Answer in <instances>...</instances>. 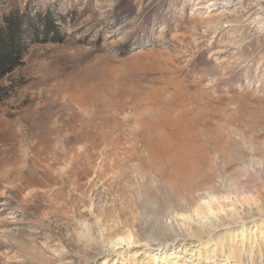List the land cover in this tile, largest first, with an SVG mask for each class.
<instances>
[{
  "label": "rangeland",
  "instance_id": "374dc122",
  "mask_svg": "<svg viewBox=\"0 0 264 264\" xmlns=\"http://www.w3.org/2000/svg\"><path fill=\"white\" fill-rule=\"evenodd\" d=\"M15 24L0 264H264V0H0V29ZM188 124L240 149L206 168L213 203L244 217L225 229L148 159Z\"/></svg>",
  "mask_w": 264,
  "mask_h": 264
},
{
  "label": "bare ground",
  "instance_id": "6f19581e",
  "mask_svg": "<svg viewBox=\"0 0 264 264\" xmlns=\"http://www.w3.org/2000/svg\"><path fill=\"white\" fill-rule=\"evenodd\" d=\"M118 41H122V40L118 39ZM192 126H195V124L193 125L188 124L185 128L180 129L178 133H175L176 131L170 129V131L173 130V132L166 133V137L160 139L158 143L153 144L151 147L149 144L145 145V148L149 152L148 159L154 157L164 160L165 158L168 157L167 160H170L169 161L171 163L170 166L176 165L172 168L178 175V178L179 175L181 177L179 178L178 181L183 184L181 185L183 191H186L187 193H193L194 190L197 191L200 189L204 190L203 192H201V194H199L200 206L197 210L194 211L195 216L199 219V222L204 226H208L207 228H210L209 229L210 231L220 227H223L222 229H225L227 227L226 225L237 223L239 222L240 219L244 217L243 216L239 217L236 215V213L238 212V208L231 203L228 205L221 204V202H218L217 203L218 205L213 203L212 198L209 197L211 192H208L204 188V185L210 183L213 179V174L210 173V171H207L208 169L207 167L213 165L210 155L216 150L220 151L222 154L219 163L223 162L224 164V162H227V159H225L227 158L226 155L229 154L231 150L239 149V148L237 146H231L229 150L225 145L227 148L226 149L222 144L223 141H221L220 137H215L212 136L211 134H205L208 137V139H211V143H212L211 146L206 145L205 143H203L202 138L196 139L197 137L196 134L195 136L189 135L188 131L191 130ZM144 159H147V157H144ZM160 163L162 165L164 164V162L162 161ZM204 170H206V172ZM166 174L167 173L165 172V176ZM199 209L205 211L206 215L202 217L201 216L202 214L200 213ZM246 217H250V216L248 215ZM105 232L106 230L103 231V233ZM132 236H133L132 234L129 236H123V237L120 236L116 239V241H114L110 245V247L115 248L117 244H124V242L130 243L132 242L131 240Z\"/></svg>",
  "mask_w": 264,
  "mask_h": 264
},
{
  "label": "trees",
  "instance_id": "16d2710c",
  "mask_svg": "<svg viewBox=\"0 0 264 264\" xmlns=\"http://www.w3.org/2000/svg\"><path fill=\"white\" fill-rule=\"evenodd\" d=\"M21 29L20 26L8 25L0 29V64L7 63L13 53L18 49L17 45L20 42Z\"/></svg>",
  "mask_w": 264,
  "mask_h": 264
}]
</instances>
